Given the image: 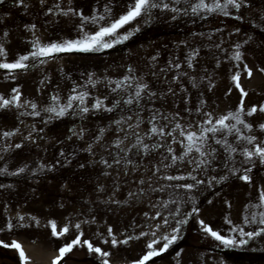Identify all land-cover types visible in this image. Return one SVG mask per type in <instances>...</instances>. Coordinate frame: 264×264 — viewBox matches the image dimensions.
Here are the masks:
<instances>
[{"label": "rangeland", "instance_id": "rangeland-1", "mask_svg": "<svg viewBox=\"0 0 264 264\" xmlns=\"http://www.w3.org/2000/svg\"><path fill=\"white\" fill-rule=\"evenodd\" d=\"M134 2H0L5 50L0 63L28 57L23 69L0 68V97L18 95L0 107V264H52L59 248L77 236L81 244L60 264H103L104 259L135 264L150 251L147 244L158 240L154 248L159 250L163 237L172 235L177 240L147 264H264V234L243 246L225 247L201 225L237 241L248 240L240 228L245 233L264 228L259 223L264 163L243 154L257 144L264 147L259 127L264 124L259 112L264 105V0H242L239 9L229 5L228 15L208 10L226 0H203L206 7L196 11L202 0H159L160 7L105 37L109 48L32 56L39 47L95 35L126 15ZM236 74L248 93L241 119L251 130L227 120L235 125L231 131L205 133V155L195 150L185 155L188 142L181 130L199 134L201 128H219L220 118L238 110ZM81 95L83 103L72 99L68 107ZM97 102L100 107H94ZM253 106L258 111L248 116ZM53 107L65 109L64 115L49 112ZM243 137L256 140L248 144ZM245 174L250 183L240 179ZM52 221L57 231L67 227L68 233L52 236ZM176 227L179 233L173 232ZM13 241L26 261L10 246ZM84 241L110 255L89 251Z\"/></svg>", "mask_w": 264, "mask_h": 264}, {"label": "snow or ice", "instance_id": "snow-or-ice-1", "mask_svg": "<svg viewBox=\"0 0 264 264\" xmlns=\"http://www.w3.org/2000/svg\"><path fill=\"white\" fill-rule=\"evenodd\" d=\"M0 2H2V0H0ZM19 2L21 4H23V0H19ZM177 2H178V0H177ZM241 2H242V0H226V3L223 6H221L219 3H217L215 5V8H209L208 10L209 11H215L216 9H220V11L223 12L224 15H228V13L225 11V9H227L229 5H232L234 8L239 9L241 7ZM158 7H160L159 0H135L134 4L132 5V7L130 8V10L127 12L126 15H123L118 20H115L113 23L110 24V26L101 27L100 30L98 32H96L95 35L90 36V37H85V39L81 40V41L66 42L62 45L52 44L50 46L39 47L38 42H37V47H39V50L36 52H33L32 56L33 57L48 56V55H51L53 52H63V51H73V50L87 52V51H94L98 47L109 48L112 46V44L105 42V40H104L105 37L114 36L117 33L118 29L122 28L124 25L135 20L137 17L141 16L142 13H150V11L152 9H155ZM164 7L167 8L168 5L164 4ZM204 7H206V5L203 4V0H202V2L200 4H198L196 6V8L193 9V11H196L197 9L204 8ZM173 11H175V9H173ZM64 14L67 15L68 13H64ZM84 19H87V18H84ZM98 19L102 20V19H104V17H102V16L99 18L93 17L92 22L96 23L98 21ZM123 39H125V40L128 39V36H124ZM117 42H120V41H117ZM3 55H5V50L2 46H0V56H3ZM27 59H28L27 56H22L20 58V60L16 63H11V64L0 63V68L23 69V68L27 67V65H25L23 63V61H25ZM235 59H237V60L240 59V53L239 52L236 53ZM191 66H192L191 62H189V67H191ZM245 71L247 72L248 77L251 78L252 72L250 69L247 68V65H245ZM261 71L264 72V69H261ZM232 79H233L235 88L237 90H239L240 94H241V100H240V105L238 107V110L234 113H229L228 115L220 118L217 121V124L220 125L219 128H217L215 125H213L212 127H209V128H201L199 134H197V132H194V131L188 132L187 134H185V132L183 130H181L180 135L184 136L188 142L185 145V148H186V151L184 153L185 155L190 154L193 150L200 153L201 155H205V153H203L201 151V148L207 139L205 133L215 134L219 131H222L223 129H229V131H231L232 128H235V125H232L230 127L228 124L225 123V121H227V120H230V119L235 120L236 124H243L246 129L251 130L252 126L248 123H245V121L241 119V114H243L245 112L244 97H246L248 95V93L241 87V85L239 83V74L234 75L232 77ZM118 87H119V85H118ZM143 87L146 88L147 85H144ZM141 90L142 89L137 90V92H136L137 97L140 96ZM17 99H18V95L16 97H13L12 100H8V99H4L3 97H0V101H2V103H0V107L7 106L10 103H13L14 101H16ZM72 99H79L80 102L83 103L84 97L81 95L79 97L71 98L69 100L68 107H71V100ZM126 102L131 104L132 100L129 99ZM33 107H35V105H33ZM94 107H100V102H97V104ZM48 111L56 113L57 116H63L65 109L62 108V109H60L59 112H57L56 108L53 107V108L48 109ZM82 111L86 113L89 111V109L87 107H85L82 109ZM257 111H258V109L255 106H253L251 109L247 110L246 114L248 116H252ZM259 112L264 113V105L260 106ZM206 123L212 124V120L209 119L206 121ZM176 127L180 128V125L177 124ZM259 127L261 130H264V124L259 125ZM237 131H239V129H237ZM151 132L156 133L157 129L155 127H153L151 129ZM160 134L161 135L164 134L163 129L160 130ZM171 134H172L171 132L168 133V135H171ZM4 135L9 136V135H12V133H4ZM243 139H246L248 144H254L256 137H243ZM173 142H175V140ZM138 143H139V141H138ZM216 143L220 144V143H222V141L217 140ZM224 143H226V141H224ZM17 147H20V145H17ZM145 147H147V146H145ZM232 150L235 151V149H232ZM170 151H171V149H170ZM243 154L245 155V157L248 161H251L254 156H257L260 158L261 163H264V147L260 146L259 144L255 145L254 150H245V152ZM175 159H177V157H173V160H175ZM21 171H23V169H21ZM246 171H251V169H247ZM166 178L167 179H177V177H171V176L166 177ZM240 179L244 180L245 182L250 183V177L247 174L241 176ZM184 187L191 189L193 187V185H185ZM260 199L262 202H264V192H261ZM197 211H198V209H193V212H197ZM261 217L262 218L259 220V223L261 225H264V213H261ZM20 219L22 220L23 217H20ZM245 220L247 221V217H245ZM228 222L230 223V221H228ZM164 223L165 224L168 223L167 219H165ZM183 223H184V221H177L178 225H181ZM201 225L203 226V230L205 232L209 233L215 240L219 241L225 247L237 246V245L243 246V245L247 244L249 242V240H251L255 236H260V235L264 234V228H261L260 231L255 232V233H253V232L245 233L243 231V229L240 228V229H238L240 236L241 237L247 236L248 240L240 239L239 241H237L233 238H226V237L220 235L218 232L212 230L207 225H204L203 221H201ZM50 226H51V230H52V232H51L52 236L57 237V238L65 235L69 231V229L67 227H64V228L60 229L59 231H57V225L54 221L50 222ZM76 227L79 228V225H76ZM179 231H180L179 227H176L173 229L174 233H179ZM232 231H237V229L233 228ZM109 234L110 235L112 234L111 229H109ZM142 235H144V234H142ZM153 235H155V233H153ZM177 238H178L177 235H172L170 238L167 236L163 237V240L165 241V243H163V247L160 248L159 250H156L154 248V245L159 243L160 241L153 240L151 243L147 244V248L150 249V251H148L139 261L135 262V264H147V262L149 260H151L153 257L158 256L162 252L166 251L169 248V246L177 240ZM0 243H2V242H0ZM83 243L88 247L89 251L95 252L102 257H108L110 255L109 252H104L98 247H93V245L88 241H84ZM119 243H127V240L121 241ZM80 244H81L80 236H77V238L75 240H73L71 243L66 244L65 246L59 248V250H58L59 254L52 261V264H60V262L65 257V255L67 253H70L75 246H78ZM117 244H118V242L115 240V238H113V240H112L113 247L117 246ZM4 246L8 247L9 245H4ZM10 246L18 250L19 255H20L22 260H24V261L27 260V257L25 256V253H24V251H23V249L19 243L13 241ZM103 264H109V260L104 259Z\"/></svg>", "mask_w": 264, "mask_h": 264}, {"label": "trees", "instance_id": "trees-1", "mask_svg": "<svg viewBox=\"0 0 264 264\" xmlns=\"http://www.w3.org/2000/svg\"><path fill=\"white\" fill-rule=\"evenodd\" d=\"M191 27H193V26H189V28H191Z\"/></svg>", "mask_w": 264, "mask_h": 264}]
</instances>
